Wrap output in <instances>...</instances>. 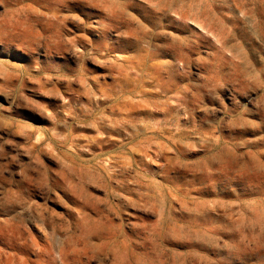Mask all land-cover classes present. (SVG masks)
Wrapping results in <instances>:
<instances>
[{
	"label": "rangeland",
	"instance_id": "374dc122",
	"mask_svg": "<svg viewBox=\"0 0 264 264\" xmlns=\"http://www.w3.org/2000/svg\"><path fill=\"white\" fill-rule=\"evenodd\" d=\"M0 45V264H264V0H0Z\"/></svg>",
	"mask_w": 264,
	"mask_h": 264
},
{
	"label": "bare ground",
	"instance_id": "6f19581e",
	"mask_svg": "<svg viewBox=\"0 0 264 264\" xmlns=\"http://www.w3.org/2000/svg\"><path fill=\"white\" fill-rule=\"evenodd\" d=\"M118 1V0H117ZM51 15V14H50ZM93 19V18H92ZM95 19V18H94ZM137 21V20H136ZM139 23V22H138ZM70 26V25H69ZM144 26V25H143ZM140 28V27H139ZM66 31V30H65ZM149 31V30H148ZM156 31V30H155ZM78 42H80V43H84V44H88V43H86V42H84L83 40H81V38L80 39H78L77 40ZM141 41V40H140ZM89 45H91L92 47H94V45H93V43H91V42H89ZM60 46V45H59ZM57 47V50L61 53V50H63L64 48H62V46H60V47ZM122 68L120 67V68H118V70H116L120 75H121V73H122ZM145 70V69H144ZM127 71V70H126ZM129 71V70H128ZM126 82L125 83H123L122 85H121V87H122V93H124V88L126 87V85L129 83L128 82V80L126 79L125 80ZM102 131L103 132H105V133H108L109 131L106 129V128H103L102 129ZM4 228V227H3ZM1 232L3 231V229H1L0 230ZM7 234H8V232H7ZM5 237V234L3 235V233H1L0 234V238H4ZM16 255L15 254H12V253H4L3 251H1L0 250V257H1V259L2 258H4V260L6 261V259L5 258H8V259H12V258H14Z\"/></svg>",
	"mask_w": 264,
	"mask_h": 264
},
{
	"label": "snow or ice",
	"instance_id": "6c2138e0",
	"mask_svg": "<svg viewBox=\"0 0 264 264\" xmlns=\"http://www.w3.org/2000/svg\"><path fill=\"white\" fill-rule=\"evenodd\" d=\"M0 48H2V45H0Z\"/></svg>",
	"mask_w": 264,
	"mask_h": 264
}]
</instances>
